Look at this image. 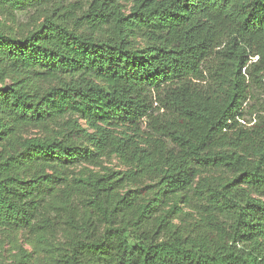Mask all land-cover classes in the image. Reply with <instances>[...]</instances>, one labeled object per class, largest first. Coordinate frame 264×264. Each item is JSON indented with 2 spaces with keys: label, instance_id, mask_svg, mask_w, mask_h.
Instances as JSON below:
<instances>
[{
  "label": "trees",
  "instance_id": "trees-1",
  "mask_svg": "<svg viewBox=\"0 0 264 264\" xmlns=\"http://www.w3.org/2000/svg\"><path fill=\"white\" fill-rule=\"evenodd\" d=\"M262 86L264 0H0V231L56 264H264Z\"/></svg>",
  "mask_w": 264,
  "mask_h": 264
},
{
  "label": "rangeland",
  "instance_id": "rangeland-1",
  "mask_svg": "<svg viewBox=\"0 0 264 264\" xmlns=\"http://www.w3.org/2000/svg\"><path fill=\"white\" fill-rule=\"evenodd\" d=\"M43 18L31 9L18 14L17 23L10 24L13 31L20 35H26L33 30L37 23H40ZM245 116L249 120H253L257 115L262 113L264 109V86L260 89H254L252 95L244 105ZM255 123V120H253ZM143 129L147 131L146 124H143ZM58 132L56 127L51 126H33L27 127L21 131L24 137H49ZM85 168L91 169L94 172H104L109 169L123 171L127 168L121 164L115 157H105L97 164V166H79L68 171L70 179L78 176ZM53 203H58V200L53 198ZM188 212L187 221L195 220V212L190 208H184ZM179 220H177L178 223ZM61 238H50L34 236L27 232L25 233H9L0 231V264H14L20 261L24 253L32 255V264H56L55 258L57 250L62 245Z\"/></svg>",
  "mask_w": 264,
  "mask_h": 264
}]
</instances>
